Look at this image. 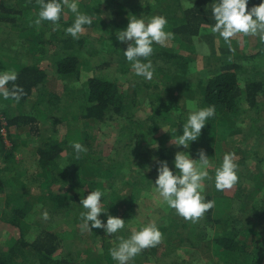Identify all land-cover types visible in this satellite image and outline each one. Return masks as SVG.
<instances>
[{"label": "trees", "instance_id": "trees-1", "mask_svg": "<svg viewBox=\"0 0 264 264\" xmlns=\"http://www.w3.org/2000/svg\"><path fill=\"white\" fill-rule=\"evenodd\" d=\"M144 1L137 12H128L120 3L114 7L113 0H80V10L93 17V24L85 26L80 38L74 39L65 33L75 19L68 9H64L60 27L56 28L50 21L35 24L40 10L38 0H0V72L15 71V83L24 89L19 102L0 99V228L10 232L6 242H0V264H115L110 249L118 244L117 236L127 238L132 230L124 232L125 227L110 236L102 228H92L82 234L80 213L84 209L80 201L92 190L105 191L103 203L107 211L100 218L106 222L109 215L118 216L125 219L127 226L142 185L153 180L134 173L135 166L149 165L154 157L133 148V142L148 139L151 144L150 136L162 125L177 127L176 133H183L189 105H213L216 109L200 137L184 149L194 159L198 157L195 152L203 149L213 158L210 172L226 153L235 154L238 172H247V162L252 158L257 163L264 161V144L258 143L255 148L243 138L248 133H258L264 121V44L257 43L253 54L240 55L237 38L231 47L225 42L217 47L214 41L222 39L212 34V52L205 58L209 74L198 76L196 88L186 86L191 96L185 98L179 91L178 83L183 80L180 74L196 77L198 73L197 60L192 57L198 53L193 38L200 35L203 27L211 30L214 0H191L188 8L184 7L185 0ZM259 3L260 0H249L248 7ZM131 15H164L167 30L174 34L170 40L174 46L170 42L163 47L154 45L149 59L153 66L162 63L155 68L160 77L146 83L143 77L137 80L128 76L134 70L123 53L111 62L94 61L102 50L89 43L93 31L98 32V37L106 34L117 41V33L127 27ZM237 56L247 61L241 64L235 61ZM112 62L117 63L114 75L108 70ZM161 72L166 73L165 78ZM148 107L151 112L143 117L147 114L145 121L150 123L145 129V122L136 119L135 114ZM173 109L180 113L176 116ZM123 117L119 147L115 153L104 154L97 143L100 128ZM62 118L82 123L79 132L67 136L70 123L65 138L59 137L56 123ZM47 123L48 131L44 127ZM30 140L38 141L34 149L36 170L33 177L24 179L16 164L15 150ZM74 141L87 148L79 158L71 147ZM156 150L159 159L173 167L174 151L164 146ZM258 177L264 186V169L259 170ZM241 189L238 185L237 191ZM206 197L215 201V207L197 223L179 215L161 216L156 222L163 233L161 243L174 237L191 239L201 229V239L208 243L206 251L213 253L217 264H264V226L260 227L264 224V199L251 200L261 203L260 213L244 211L236 216L232 211L222 214L211 191ZM44 211L49 214L47 220L42 217ZM58 219L62 222L56 226ZM84 234L95 250L88 247L82 254L76 246ZM111 238L115 242L111 243ZM98 239L102 241L99 247ZM161 243L143 250L129 264H143L159 255ZM180 248L186 254L191 251L174 247L175 256Z\"/></svg>", "mask_w": 264, "mask_h": 264}, {"label": "clouds", "instance_id": "clouds-1", "mask_svg": "<svg viewBox=\"0 0 264 264\" xmlns=\"http://www.w3.org/2000/svg\"><path fill=\"white\" fill-rule=\"evenodd\" d=\"M38 3L40 10L35 20L36 25H40L42 21H50L59 28V21L65 8L75 16L72 24L65 29V33L74 39L80 38L85 26L93 24V17L80 10V0H38ZM190 5H192L191 0H185L184 7L188 8ZM248 5L249 0H214L212 3L214 24L211 32L218 34L229 47L233 38L239 35L258 37L260 43L264 44V0H260L259 4L250 8ZM167 25L168 19L164 15L149 17L131 15L127 27L117 33V39L127 44L123 54L130 62L136 76L148 81L153 79L155 68L149 57L154 53V45L163 47L174 38V34L167 30ZM193 42L202 54L209 53L207 45L202 44L198 38L194 37ZM17 78L15 71L0 72V99L5 101L11 99L16 102L21 100L24 89L15 83ZM10 83L11 87H9ZM215 112L213 105L207 107L189 105V111L183 120V133L177 135L176 128L171 132V142L174 146L188 149L191 143L200 137L202 129L215 116ZM162 128L169 132L166 128ZM71 147L77 158L81 153L87 152V148L80 142H72ZM153 163L158 173L154 187L161 198V203L192 223H197L206 212L215 207V201L206 197V181L214 179V187L219 192L233 188L239 181V165L234 153L224 154L221 163L215 167L214 177L209 171L212 161L203 149L199 150L197 159H194L188 151H177L173 160L175 171L167 160L154 158ZM151 170L152 165H146L144 172ZM105 196V191L96 189L80 201L84 209L80 213L82 231L102 228L106 234L112 236L125 229V219L121 217L109 215L106 222L100 218L101 213L107 211L103 203ZM42 217L47 220L48 212L44 211ZM209 235H213L211 230ZM162 238L163 233L156 222L143 224L138 230L132 231L127 238L117 236L119 242L110 249L111 258L117 264H129L143 250L159 245Z\"/></svg>", "mask_w": 264, "mask_h": 264}, {"label": "rangeland", "instance_id": "rangeland-1", "mask_svg": "<svg viewBox=\"0 0 264 264\" xmlns=\"http://www.w3.org/2000/svg\"><path fill=\"white\" fill-rule=\"evenodd\" d=\"M116 1L113 0V2H112V3H114L113 4L114 7H115L116 3L117 4L120 3V6H124L128 12H133V11L137 12V10L141 7V4H145L144 0H116ZM120 6H119V8H120ZM143 14L145 15L144 12H143ZM212 34L213 33L211 32L209 27H203L200 35L197 36L198 40L202 44L207 45V47L209 49V53L207 55L202 54L194 44V46L196 47V50L198 52L196 54H192L193 60H197V63H198L197 64L198 73L196 74V77H194V75L191 76L190 73H186V72H181V74H180L181 75L180 77H183V80L179 81V83H178L180 86L179 91L181 93H183V97H185V98L191 96L190 94H188L189 88L187 89L186 86L191 85L192 87L196 88L197 87V81L199 78L198 76L199 75L203 76V75L209 74L207 67H206L207 63L205 61V58L207 56H209L212 52V46H213V44L211 42ZM84 35H87V32H85ZM98 36H99L98 32H96V31H93L89 35V38H90L89 43L91 44V42H93L92 46L94 48L102 50L100 56H98V57L96 56L95 58H93L94 61L101 62V63L102 62L107 63V62H111V60L113 58H116V55H118V53H120V56L122 55V53L125 49V46L127 44L122 43L119 40H117V41L112 40L111 38H108V36H106V34H103L101 37H98ZM213 38H214V36H213ZM234 38L238 39L239 46H238L237 51H238V54H240V55L241 54L250 55V54L255 53L256 49H257L256 45H257V43L260 42L259 38L254 37V36L239 35V36L234 37ZM219 39H222V38H219ZM214 40H216V37ZM169 42L170 41H168V43ZM215 44L217 47H220V46L224 45V41L223 40H216V41H214V45ZM172 45L174 46L173 41L170 42V46H172ZM186 54L188 56L191 55L189 51L188 52L186 51ZM246 59L247 58H243L242 56L241 57L237 56L235 61L241 62V64H243ZM214 60H215V58L213 59V61ZM252 61H254V60H252ZM262 61H264V60H262ZM47 63L48 62H46V64ZM116 64H117L116 62H112L111 67L108 68L110 74H112V75L115 74V70L117 68ZM161 64L162 63L160 61L156 62V64H155L156 66H154V68H158ZM263 69H264V66H263ZM156 73L157 72L155 70L153 79L155 77H160V76H157ZM160 74H161V77L165 78L166 73L161 72ZM128 76L131 79H132L131 76H133L137 80L140 79V77L136 76L134 72H132ZM153 79L151 81H153ZM186 79L188 80V83H186ZM142 81L144 83H146L145 81H148V80H145L143 78ZM184 86H185V88H184ZM185 92H186V94H184ZM190 102H191V100H190ZM149 112H151V108L148 107L145 110H143V109L137 110V112L135 114L136 119L140 120L141 122H143V121L145 122V125H144L145 129L148 128L150 121L149 122L145 121L147 114L144 117H143V115L145 113H149ZM172 112L174 114H176V116L180 113L179 109H173ZM124 118L125 117L120 118L119 120H117L115 122L111 121L110 123L109 122L105 123L100 128V133H99V136L97 139V143L99 144L98 149H100L104 154L105 153L106 154L115 153V149L119 147L118 136H119L120 131L123 130V129H121V127H123V125H124V123H123ZM250 122H252V121L250 120ZM68 124H70V125H68ZM67 125H68L67 136H68L69 134H71V135L77 134L79 132V129H81L82 123L80 124L79 122H75L72 120H70L68 122L67 120L62 118V121L56 123V126L58 127V130H59V137L65 138ZM126 125L129 126V124H126ZM244 125L247 127L246 123H244ZM44 127L48 131V123ZM162 127L166 128L169 132H166ZM249 127H251L250 123H249ZM175 128L177 129V127H173V126H169V125H165V126L162 125L160 128H158L159 130L158 129L155 130L153 135L150 136V138H153V139H151V144L148 141V139H145L144 141L137 142V143L135 140L133 142V148L137 149V147H138L140 151L150 153V155L153 156L155 159H159V156H158L159 153L156 150L159 147H163V146L167 147V149L174 151V153H176L177 151L184 150L182 148V146L180 148H177L171 142L172 141V133L171 132H173L175 130ZM14 130H15V128H14ZM257 130L259 131L258 133L257 132H255V134H253V132L248 133L243 137L245 141L250 143L249 145L255 144V148L257 147L258 143L264 144V121L262 123V127L260 129H257ZM181 134L182 133H178L177 135H181ZM258 137H259V139H257ZM146 138H148V137H146ZM126 142H128V139L126 140ZM7 143L10 145L9 141ZM37 143H38V141L30 140V141H27L26 143L22 144L23 146L21 145L17 148V150H15V152H16L15 158H16V162H17L16 164H17L18 170H20L21 173H23L24 179H26L28 177H33L32 172H34V170H36V167H35L36 166V160H35L36 154H35L34 149H35V146L37 145ZM195 155H198L197 151L195 152ZM254 155H255V153H254ZM197 158L198 157H196L195 159H197ZM211 158L212 157H210V160L212 161L213 158L212 159ZM153 159H152L151 163L149 164V165H152L151 172H144V169H145L144 163H142L140 166L139 165L135 166V167H137V170H135L136 172H134L136 175L141 176V177L145 176V178H148L149 180L150 179H153V180L149 183H145L144 185H142L140 193L136 197V200H134L136 205L130 213L131 218L129 219L124 232H126L128 230H130V231L131 230L132 231L138 230L141 225L147 224L149 222H157L161 218V216L165 215V214H168L170 216L177 215L175 210L169 209L166 205H163L161 203V198L159 197L158 193L155 190L154 184H155V179H156L158 173H157V171L154 172L155 171V164L153 163ZM263 162L264 161L257 163L253 158L250 159L247 162V166L249 168L247 170V172H238V175H239L238 183L236 185H234L233 188L226 189L223 192L216 191V189L214 187V179L206 181L205 182L206 183L205 194L210 193V191H211V194H213L217 198L218 203H219V208H220V211H222V214H229V211L230 212L232 211L234 213V215H236V216H239V214H241L244 211H246V212L247 211L259 212L260 213L261 203H252L251 200L256 199L258 201H261L262 199H264V186L260 184L261 181L258 179L259 178L258 177L259 170L264 169L263 168V166H264ZM213 164H214V162L212 161V166H213ZM138 168H140L141 170H139ZM141 171L144 172V175L142 174ZM210 175H212L214 177V172H210ZM238 185H241L242 189L237 191ZM61 222H62V220L58 219L55 222V225L57 226ZM263 226H264V224L260 226L261 229H263ZM0 229L2 230L1 231L2 234H0V242L5 243L6 242L5 237H7L10 232L6 233L7 229H4L2 227ZM263 231H264V229H263ZM81 232L83 234V232H85V231L81 230ZM201 232H202V230L198 229V234L195 237H192L191 239L190 238L186 239V237L183 236V238L181 237L182 239H180L179 237H174L173 239L168 238L166 241L163 240V243H161V248H160L161 253L157 256H152L149 260H145L144 263L142 260V263L143 264H217L215 262L214 257H212L213 253L206 251L208 243H206L207 242L206 240H203L204 238L201 239ZM63 233L64 234L66 233L69 237L71 236L68 231L67 232L64 231ZM84 235H82V238L80 240L81 242L78 241V245L76 246L78 251L81 249L82 254L84 252H87L86 250L88 247H92L95 250V245L92 242H90V240L87 239L86 235L85 236ZM99 238H101V237L99 236ZM110 240H111L110 241L111 243L115 242V240L113 238H111ZM174 240H175V242H174ZM200 242H201V244H199ZM96 245L98 247L102 245L101 239H98V241L96 242ZM174 247H183V248H187L191 251L189 253L187 252V254H186L185 251H181L182 248H180L179 249V255L176 254V256H175V251L172 252L174 250ZM164 248H165V250H164ZM263 250H264V248H263ZM263 258H264V256H263ZM115 264H117V262H115Z\"/></svg>", "mask_w": 264, "mask_h": 264}]
</instances>
